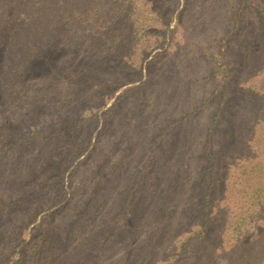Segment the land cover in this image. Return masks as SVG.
<instances>
[{
    "label": "rangeland",
    "instance_id": "1",
    "mask_svg": "<svg viewBox=\"0 0 264 264\" xmlns=\"http://www.w3.org/2000/svg\"><path fill=\"white\" fill-rule=\"evenodd\" d=\"M129 1L118 31L124 35L112 42L110 34L96 59L58 41L15 74L29 103L0 114V264H147L140 252L151 217L144 210L184 173L191 186L205 184L209 160L227 175L254 146L249 139L264 106L247 89L264 75V0ZM218 61L234 76L233 94L242 89L228 107L232 151L221 146L218 129L209 136L221 99ZM242 65L249 69L239 73ZM5 120L30 144L9 146L5 139L18 137L1 126ZM59 173L70 174L69 182ZM63 186L66 200L57 197ZM263 196L252 200L259 211L249 229L257 232ZM215 205L225 208L224 194ZM132 225L136 232H127ZM227 232L217 264H264V237L248 252L249 234ZM127 242L135 261L126 260ZM167 256L160 264L193 260L188 247L180 260Z\"/></svg>",
    "mask_w": 264,
    "mask_h": 264
},
{
    "label": "trees",
    "instance_id": "2",
    "mask_svg": "<svg viewBox=\"0 0 264 264\" xmlns=\"http://www.w3.org/2000/svg\"><path fill=\"white\" fill-rule=\"evenodd\" d=\"M129 2V0H0V114L2 116L13 114L27 107L29 96L24 99V93L16 88L18 77H15V74L26 69L28 63L38 59L48 46L61 41L82 50L92 60L108 46L107 37L110 34L112 42L121 34L124 35L118 31L124 22L121 15L128 12ZM261 25L264 29V19ZM259 39L261 42L264 40V32L260 34ZM226 66L227 64L218 61L217 74L223 77L220 84L221 99L209 127V136L211 137L213 131L218 129L225 139L221 146L228 143L227 150L232 151L237 139L228 107L242 89L236 90L233 94L234 76ZM248 69L249 66L242 65L238 71L242 73ZM262 71L264 72V66ZM261 77V81L250 86L247 92L264 106V75ZM9 124L5 120L1 126H9L12 137H18L17 140L11 141V138H6L9 146L17 143L30 144L25 133L14 130L15 128ZM222 124L225 125L223 129L220 128ZM253 131L254 136L249 140L254 146L238 155L235 168L231 169L229 174L226 175L227 168L225 169L223 164L216 163L212 158L206 164L208 180L205 184L197 182L191 186L184 173L183 179L172 181L169 193L159 195L155 207L144 210L143 215L151 217V229L144 241L146 243L142 246L143 251L140 252L144 263L160 264L165 254L168 255L166 259L174 255L180 260V253L188 247L193 255V260L188 264H217L215 257L217 244L220 246L225 241L228 237L227 231H231L229 237L236 239L243 233L249 234L248 252L259 242V237H264V225L260 227V232L253 228L249 229L250 223H253V214L259 211V207H256L252 200L264 193V111L253 125ZM37 137H41L40 140L43 142L48 139L46 132L37 133L35 138ZM212 147L209 140L208 156L214 155ZM69 175L59 173V177L66 182H69ZM216 191L219 192L215 196ZM67 194V187L63 186L57 197L66 200ZM222 194L225 208L220 209L219 205L215 204H219ZM239 208L241 215L238 213ZM242 219H246L243 227L240 224ZM190 228H194L190 236L187 239L181 237V231ZM130 230L135 233L136 226L132 225L130 229L127 227V232L130 233ZM126 245L128 248L126 260L135 261L133 249L128 242ZM222 264L235 263L231 260Z\"/></svg>",
    "mask_w": 264,
    "mask_h": 264
}]
</instances>
